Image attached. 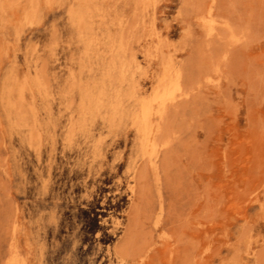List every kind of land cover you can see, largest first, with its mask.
I'll return each instance as SVG.
<instances>
[{
	"label": "rangeland",
	"instance_id": "rangeland-1",
	"mask_svg": "<svg viewBox=\"0 0 264 264\" xmlns=\"http://www.w3.org/2000/svg\"><path fill=\"white\" fill-rule=\"evenodd\" d=\"M0 264H264V0H0Z\"/></svg>",
	"mask_w": 264,
	"mask_h": 264
},
{
	"label": "bare ground",
	"instance_id": "bare-ground-1",
	"mask_svg": "<svg viewBox=\"0 0 264 264\" xmlns=\"http://www.w3.org/2000/svg\"><path fill=\"white\" fill-rule=\"evenodd\" d=\"M162 80V79H161ZM142 115H143V120H142V124H145V127L147 126L146 124H147V121H148V119H149V109H148V107H144V109H142ZM139 128V127H138ZM148 128H146V132L148 131L147 130ZM143 130V129H142ZM144 133H145V131H143ZM147 134V133H146ZM145 134V135H146ZM147 136V135H146ZM148 138V137H147ZM142 140V139H141ZM147 141L149 140V139H146ZM141 142H143V140L141 141ZM143 144V143H142Z\"/></svg>",
	"mask_w": 264,
	"mask_h": 264
}]
</instances>
